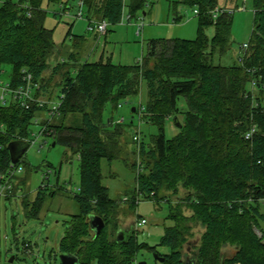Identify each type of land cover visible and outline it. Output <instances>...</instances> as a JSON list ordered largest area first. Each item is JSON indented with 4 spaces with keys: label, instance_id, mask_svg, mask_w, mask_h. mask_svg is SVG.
Listing matches in <instances>:
<instances>
[{
    "label": "trees",
    "instance_id": "obj_1",
    "mask_svg": "<svg viewBox=\"0 0 264 264\" xmlns=\"http://www.w3.org/2000/svg\"><path fill=\"white\" fill-rule=\"evenodd\" d=\"M60 1L5 0L0 4V71L4 64L11 66L8 86H20L24 73H30L39 84L32 95L41 96L48 91L44 72L49 68L50 74L60 73L63 84L54 95L61 105L49 124L50 136L78 156L80 185L73 194L79 211L71 215L58 253L75 255L78 264H135L137 250L146 247L135 240L134 228L125 242L117 241V203L101 183L100 166L102 158L122 159L120 139L127 143L122 121H102L105 103L111 102L116 109L118 100L136 94L140 80H145L146 103L131 111L155 124L157 133L147 144L132 136L138 143L133 152L137 158L129 163L136 172V186L126 201L134 209L138 196L157 203L165 200L168 218L174 222L164 228L160 240L170 252L161 254L155 246L147 249L166 264H264V0H252V30L242 62L212 61L215 53L228 48L232 13L213 17L217 0H182L194 6L198 15L196 37L150 39L142 64L130 67L110 60L79 61L73 51L51 63L61 50L44 25L43 2ZM144 3L130 0L128 15L134 16ZM83 5L88 26L101 20L119 22L124 6L123 0H83ZM209 26L214 28L211 37L204 32ZM253 79L255 86L247 88ZM46 94L52 99L50 92ZM180 97L184 106L178 105ZM44 109L35 104L25 109L12 97L8 104L0 103V172L12 163L8 144L18 137L28 138L32 119ZM179 114L181 127L167 138L165 121ZM251 124L256 130L245 139ZM22 161L23 156L16 164ZM47 189L39 186L32 202L27 194L21 197L27 216L38 215ZM185 210L191 213L186 215ZM91 215L104 222L98 234L90 226ZM197 225L202 232L187 261L191 253L183 251L184 244ZM226 247L234 248L233 253L224 255Z\"/></svg>",
    "mask_w": 264,
    "mask_h": 264
},
{
    "label": "rangeland",
    "instance_id": "obj_2",
    "mask_svg": "<svg viewBox=\"0 0 264 264\" xmlns=\"http://www.w3.org/2000/svg\"><path fill=\"white\" fill-rule=\"evenodd\" d=\"M129 2L130 0H123V20L108 24L104 34L88 29L86 7L82 3L80 9V0H61L58 3L48 4L43 2V9L46 11L44 25L52 31L53 41L61 50L60 54L51 58V63L66 58L68 53L73 51L79 61L110 60L114 64L130 67L136 63L142 64L147 51V41L150 39L196 37L198 15L194 12V6L182 0H145L142 8L136 11L134 16L127 18ZM217 4V8L232 9V22L227 50L222 54L215 53L212 61L215 64H230L242 53L240 46L249 41L253 18L252 0H217ZM79 11L81 17H77ZM138 23L143 24L140 36L136 35ZM204 32L211 37L214 28L209 26ZM68 67V65L64 66L62 70ZM11 73V66L4 64L0 71V95L2 87L11 80ZM50 73V68L44 72V76L49 81L46 84L48 91L39 96L45 99L46 93L50 92L52 100L56 101L57 97L54 95L57 94L58 87L63 84L59 72ZM246 86L250 89V83ZM4 97L5 103L8 104L11 95L6 92ZM146 100V81L140 80L138 92L118 100L116 109H113L111 102L105 103L102 121L105 123L110 118L113 121H122L126 129L127 143L124 144L123 139H120L122 159L111 162L101 159V183L108 188L109 196L117 203L118 230L124 224L129 226V223H137L142 218L146 220L142 225L134 223L135 240L139 245L146 246L137 250L136 261H145L146 264H166L155 260L153 252L149 251L147 246H155L156 252L161 254L170 252L168 246L160 244L164 228L174 224L173 220L168 218L169 203L165 200L157 203L153 199L138 196L133 209L128 207V202H124L125 197H130L136 186V172L129 163L137 158L133 152L138 143L132 141V136L138 135L139 141L142 140L147 144L151 136L157 133L155 124L141 119L137 112L131 111L133 106L144 105ZM178 105H185L183 97L179 98ZM85 111L89 109L85 107ZM45 117V111L37 112L28 127V139H33L34 142L28 146L23 161L19 163L21 168L19 182L24 186L23 192L27 194L26 199L30 202L35 198L39 186H47L49 189L36 217L26 215L20 197L0 200V236L2 237L0 264H61L58 253L59 240L68 226L71 215L79 211L78 204L73 199V194L78 193L76 189L80 185L78 156L62 144L52 145L51 136L38 134ZM176 117L178 122L182 123V114ZM67 119L66 121L69 122L70 114ZM169 119L164 124V134L167 138L174 134L175 129L172 117ZM97 122L100 124L98 117ZM182 191L183 189H180L179 193ZM160 193L164 192L160 191ZM185 213L189 215L191 212L185 210ZM201 232L200 225L192 228L183 251L187 250L188 246L191 249L195 248ZM5 235L7 240L3 239ZM23 241L30 242L29 252L22 249ZM225 250L230 255L234 248L226 247ZM192 256L188 255L185 259L188 261Z\"/></svg>",
    "mask_w": 264,
    "mask_h": 264
},
{
    "label": "built area",
    "instance_id": "obj_3",
    "mask_svg": "<svg viewBox=\"0 0 264 264\" xmlns=\"http://www.w3.org/2000/svg\"><path fill=\"white\" fill-rule=\"evenodd\" d=\"M5 0H0V4L3 3ZM83 0H80V9L82 6ZM228 12L232 13V10L229 8H215L212 11L213 17H216L218 13L222 12ZM196 12V11H195ZM27 15H30V12H26ZM77 17H81V12L77 14ZM127 18H130L129 15H127ZM123 20V19H122ZM120 20V22L122 21ZM108 23L105 20L101 21H96L91 24H89L88 29L91 31H95V33L98 34H104L107 30ZM143 24L138 23L136 27V35L140 36L142 32ZM240 48L242 49V53L238 56L237 60L238 62H242L243 58L246 54V50L248 49V43H243ZM23 84L20 86H17L15 88H10L8 84L2 87V94L0 95V99L2 100L1 103H5V97L4 94L8 92L11 97L17 101L20 102V104L25 108L28 109L31 107V105L35 104L38 107H45L44 111L46 114V117L43 119L42 125L38 130L39 135H49L51 133V129L49 127V124L52 122V120L58 116L59 114V107H60V101L57 99L56 101L52 99H43L40 97H34L32 95L33 91L35 88L39 87V84L32 79V75L30 73H24L23 77ZM255 80L253 79L250 83V89H252L255 86ZM45 120V123H44ZM37 120H35L36 122ZM2 124H0V130H2ZM256 130V126L254 124H251L250 127L245 131L244 137L245 139H250L253 133ZM134 140L139 141V136H134ZM17 140L24 141L28 145L33 144L34 140L33 139H28V138H17ZM20 166L19 164H13L11 163L7 169L4 171L0 172V200L1 199H15L18 197H23L25 193L23 192V189L20 187V182H19V174L20 173ZM140 164L138 163L137 165V171H140ZM79 191V188L76 189ZM126 201V198L124 199ZM146 222L144 218L140 219V221H137L136 225H142ZM2 237L0 236V241ZM4 240H7V236L5 235L3 237ZM31 244L30 242L26 241L25 243L23 242V250L25 252L30 251ZM137 264V261L135 262ZM239 264V263H236Z\"/></svg>",
    "mask_w": 264,
    "mask_h": 264
},
{
    "label": "water",
    "instance_id": "obj_4",
    "mask_svg": "<svg viewBox=\"0 0 264 264\" xmlns=\"http://www.w3.org/2000/svg\"><path fill=\"white\" fill-rule=\"evenodd\" d=\"M132 111H134V107H132ZM173 122L177 127H181V123L178 122L177 117H173ZM55 142H52L54 145ZM8 151L10 153L11 162L15 164L26 152L28 145L24 141L15 140L8 144ZM90 226L95 234H98L102 229L104 222L101 217L91 215L89 220ZM130 234V231H117V241H126L127 236ZM153 257L155 260L162 262L163 258L158 256L156 253H153ZM59 260L61 264H78V259L73 254H59ZM12 258L10 259V262ZM137 264H146L145 261H138Z\"/></svg>",
    "mask_w": 264,
    "mask_h": 264
},
{
    "label": "crops",
    "instance_id": "obj_5",
    "mask_svg": "<svg viewBox=\"0 0 264 264\" xmlns=\"http://www.w3.org/2000/svg\"><path fill=\"white\" fill-rule=\"evenodd\" d=\"M123 12V11H122ZM87 17V16H86ZM122 17H123V13H122V15H121V18H120V20H122ZM120 20H119V22H120ZM102 54H103V52H102ZM101 56H103V55H101ZM44 119V118H43ZM167 120H170L169 118H167ZM166 120V121H167ZM172 122H173V118H172ZM175 126V129H174V134L172 135V136H174L175 134H177V132H178V127L176 126V125H174ZM171 136V137H172ZM24 185H25V183H24ZM20 187L23 189V187L24 186H22L21 184H20ZM79 188V187H78ZM126 198V197H125ZM125 202V201H124ZM127 202V201H126ZM128 207H129V204H128ZM131 222V221H130ZM135 222H132V223H126V224H128L129 226H126L125 224L122 226V227H119V230L118 231H131V230H133V228L136 226L135 224H134ZM187 251H190V252H192V249L190 248V246H188V248H187ZM223 253H224V255H228V253H227V251L225 250H223ZM190 256L192 255V253L191 254H189Z\"/></svg>",
    "mask_w": 264,
    "mask_h": 264
}]
</instances>
